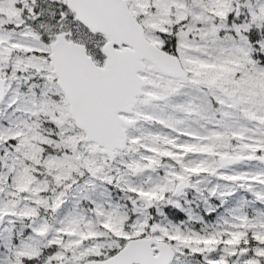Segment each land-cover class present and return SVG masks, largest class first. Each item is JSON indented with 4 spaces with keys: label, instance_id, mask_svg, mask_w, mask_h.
Here are the masks:
<instances>
[{
    "label": "snow or ice",
    "instance_id": "1",
    "mask_svg": "<svg viewBox=\"0 0 264 264\" xmlns=\"http://www.w3.org/2000/svg\"><path fill=\"white\" fill-rule=\"evenodd\" d=\"M0 264H264V0H0Z\"/></svg>",
    "mask_w": 264,
    "mask_h": 264
}]
</instances>
